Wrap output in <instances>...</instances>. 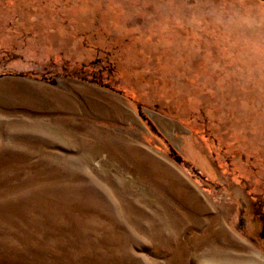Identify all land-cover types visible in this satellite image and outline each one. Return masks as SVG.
<instances>
[{
    "label": "rangeland",
    "instance_id": "1",
    "mask_svg": "<svg viewBox=\"0 0 264 264\" xmlns=\"http://www.w3.org/2000/svg\"><path fill=\"white\" fill-rule=\"evenodd\" d=\"M0 264H264V0H0Z\"/></svg>",
    "mask_w": 264,
    "mask_h": 264
}]
</instances>
